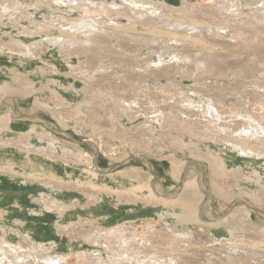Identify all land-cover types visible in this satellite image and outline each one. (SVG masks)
I'll return each instance as SVG.
<instances>
[{
  "label": "rangeland",
  "instance_id": "rangeland-1",
  "mask_svg": "<svg viewBox=\"0 0 264 264\" xmlns=\"http://www.w3.org/2000/svg\"><path fill=\"white\" fill-rule=\"evenodd\" d=\"M92 1L97 2V9L95 10H99L98 12L102 14V17L104 16V13L100 12V7L103 6L110 8L112 6L110 5L111 0ZM116 1L119 4L121 3L120 0ZM154 1H165L169 4L167 6H174L177 11L169 13V15H174L172 16L173 18H182L185 16L180 11V8L186 7L190 13L196 14L199 12V14L197 13L196 15L201 14L202 16L205 14L206 19H208V22L211 24L214 22H224L222 21L223 14L221 15L220 12H212L211 10L212 7H214L213 4L219 2L224 3L227 2L226 0ZM243 1L257 2V0ZM74 3L75 2L72 3L74 8L70 9L69 7L63 6V8L58 6V2L55 0H0V88L5 83H9L11 88L8 89L6 95L4 94V97H10L13 101V106L9 103H4L0 106V116L6 112L10 113V111L13 110L14 114L17 116L34 113L41 119L55 124L60 130L69 133L73 139L80 142L92 141L93 144L101 148L95 156V152L91 145L77 143L79 145L77 148H81V151H84L86 154L89 153L91 158H86V161V154L83 153L79 158H66L64 161H67V163L61 159H57L54 162L55 164L57 163L55 171L59 176L60 182L53 185L47 184L40 178H36L35 180L30 177L32 180H28V177L22 176L21 174L13 176L11 173H7L6 170L0 168V236H3L9 243L14 245L29 244V246H34L41 243L44 248L52 247L50 248L51 251L53 250V252L67 255L65 259L69 264H76L78 262L76 256L83 254H86L89 260H93L96 255H99L104 261H108L113 254L112 250H109L105 245L97 247L99 245L97 244L96 246V242L90 243L89 241L82 239V237H84L83 234H86L85 231L88 232L91 230L94 232L96 229L105 230L117 224L126 225L127 230L132 229L135 233L147 234L153 238L155 244H157L156 240L158 239L159 244L161 240L164 242H171L166 228L167 225L171 224V221L168 220L165 223L159 217L161 213L167 209V206L171 205H168L169 203L162 202L161 200L152 203L151 201H148L149 198H145L146 196L144 195L134 196L132 194V192L135 191L132 189L133 183L128 179H124L123 177L120 178V175L113 173L115 170L120 171L118 174L122 172L124 173L130 171V168L134 169L133 167L140 170H147V167L143 163L137 159H131L112 171L101 173L95 183H92L85 170L91 169L96 171L95 163L98 168L106 169L133 156L145 157L151 163L157 177L161 179V183H163L166 188H169L171 185H176L177 187V185L179 186L181 184L182 189L185 182L191 181V183L193 182L197 189L200 190L198 186V181H200L205 190L208 189L207 191H209L210 189L209 192L214 194L213 207L223 212L225 209V214L227 215H225L223 219L227 218L230 222H233L237 217V213L235 212L236 209L244 205L237 204L228 208L231 202L237 198L249 201L253 206L264 212V199L257 201L253 198L247 197L245 194V191H249L246 187L247 184L240 181V178L237 175L233 176L229 172L219 174L212 166L213 158L217 156V152L221 147L215 145L210 147L212 151H215L213 157H211L212 159L209 158L206 161H202V158L195 157L198 153L197 149H201L202 152L206 149L205 146L202 145L203 143L205 145V141L201 142L202 140L197 139L198 137L191 136L200 129L195 123H192L193 126L185 123H176V125L170 124L165 127L166 129L163 130V132L160 130L159 136L161 138V143L156 145L158 148L160 146V150H156L153 145H143V143L138 142L141 136L139 137L136 134L143 133L144 131H137L135 128L142 129L140 126H138L139 128L136 126L137 123L144 120L143 118H138V120L132 119L130 121V119H127L126 117L120 118L117 114L113 113V106L115 105L113 97H115V94L116 97L125 98V100L122 99L124 101H129L134 95L140 96L142 108L143 106L148 107V104H146L148 98L152 99L154 97L152 100L156 101L157 104H161V106L164 105L166 110H169V105L166 106V104L169 102L172 103V99H164L160 96L155 97L152 93H149V95L145 91L137 90L138 84L139 86H143L141 81L142 78L140 79V76H142V70L138 68V65L140 64H149L151 66L153 64H158L160 70L155 69V72L153 71L154 76L158 78V80H155L152 77L149 79H147L148 77L145 78L149 83L156 86V90H159L160 86L164 84L171 87L167 90L170 93H179L180 89L178 90V88L186 89L194 86L191 76L197 66L195 64L196 58H199L201 53L196 52V49L189 44L186 45L182 42H176V40H173V36H175L174 33L185 35L190 33V31L184 33V31L180 29L174 30L171 26H165L167 22H164L163 19L167 17L166 15L161 17L159 15L158 17L157 14L156 16L158 18L154 17V19L152 17V19H145L146 17L143 18V16L129 12L126 7L125 10L127 11L123 12L122 7L119 5H117L118 7L113 6V8H118L120 10L116 11V14L108 13L109 18L114 19L110 20L108 17L104 16L102 20L107 19L106 22L111 23L112 20L114 22L115 19H118L119 23L117 24V27L119 29H108L101 32L102 36H100V39H102L103 45L100 44L101 50L99 49L98 52H100L101 56L99 55L98 58L101 60L100 63L102 64L101 66H103L102 68L107 67V79L110 80L112 85L113 83L116 85L121 84L119 87H122V90L119 91L118 88L116 90L111 85V88L113 89L112 92L109 88L100 85L99 88L102 89V96H100L101 99L98 104V110L101 112H95L92 109V111H90V108L88 109V107L83 109L78 106L82 103L81 101L84 96L82 92L83 82L79 79L78 74L81 69H73H76L77 67L80 68V66L82 67L83 64H85L83 62H87L89 65H92L90 62H96V64H98L97 57L95 56L93 57L94 59H90L91 55L88 56L89 53L81 54L79 52L78 55L74 54L68 58L67 55L59 51L60 49H58V46L47 41V38L58 34L60 29L66 28L60 26L63 23H71L74 19L86 17L87 15L92 18H101V16H95L96 11L91 9L95 6L94 4H88V1H85L84 4ZM88 8L89 12H87ZM196 8L201 11H198ZM59 18L61 19V22L59 21ZM247 19L251 20V18ZM230 23L235 24L234 21H230ZM244 27L246 29L248 28L247 25ZM130 28L136 30L137 33ZM146 28H148V31ZM214 28L217 29L216 27ZM138 30L140 32L142 31L144 34L141 33V35H139L140 33ZM144 31L147 34H145ZM149 31L152 33H149ZM109 33L112 38L110 35L106 36V34ZM207 35L212 36L209 34ZM207 35H205V39L207 38ZM198 36L202 35L198 34ZM214 39L218 42L212 45L211 52H208L207 54L215 56V61L208 62L206 64L208 68L203 69V72L205 71L204 78L206 83H212V86H214V88L208 86L211 88V91L214 93H227L225 105L220 106L219 109L222 112L227 113L226 115H231L230 111L241 112V110L247 108L251 114L264 119V99L263 101L255 100L250 95V92L252 91L263 90L255 88L254 85L250 83V81H254L252 77L241 79L236 77L233 73L235 65L240 64L234 59L236 58L240 60L241 58H245L246 55H249L248 51L252 50L250 48H245L243 46L244 41H241V39H237L236 42L230 40L229 37H214ZM228 42H231L232 45H228ZM17 43L20 44L21 47L27 45L30 48H33L32 44L35 43L36 45H34L33 48L34 52L28 54L24 48V53H26L24 54L21 50H17ZM170 44H172V47L167 49L166 46ZM236 44H240V46H236ZM263 44L264 43L262 42L260 45L255 46V44H251L250 46L253 45L255 51H261L264 55ZM91 47L96 48L93 46ZM95 52L97 51H94V53ZM233 52L234 55H231ZM158 54L163 55L161 57V59H163L162 64L158 61L160 59ZM241 60V64H244V61ZM111 66L113 67L112 69L110 68ZM99 71H102V69H99ZM134 72H138V74H135ZM99 79L101 80V83L105 80V76H102L101 74ZM239 80L248 83H246L244 87H241L238 82ZM235 81L237 83H235ZM46 85L55 88L62 96L63 100L56 101L48 90H44ZM15 86L19 91L16 90ZM185 89H183V91H185ZM11 90H13V92ZM162 92L163 91L160 93ZM203 92L210 93L209 90H203ZM178 96H180V93ZM129 97L130 99H128ZM39 99H42L45 103L51 104L53 107L52 110L54 111L45 109L42 106L43 104L38 101ZM142 99H144V102H142ZM174 105L180 106L179 102H176ZM109 109L112 110L110 111ZM111 115L114 116L112 117ZM28 121L14 120L12 118L11 132L8 136H4V138H13L26 134L29 129L28 125L32 124L31 121ZM34 123L42 124L39 121H34ZM230 124L232 125L233 123ZM233 126L237 127L239 125L236 124ZM125 128L130 129L131 131L125 132L123 130ZM52 132L55 133L56 136L59 135V138L65 140L68 139V141L71 140L57 132ZM155 137H157V135ZM175 138H180L185 144L190 142L193 143L194 146L192 149H195L194 153H189L188 148L185 149L186 151H184V149H179L177 143L173 144L171 142V139ZM195 142L196 144H199V147H195ZM33 143L47 147L46 140L38 141L33 138ZM60 146L61 143L56 142L55 150H60ZM0 157L7 158L9 156L6 153L0 152ZM228 157L229 166H241L244 174L252 172L255 169L259 170L264 178V158L261 161L256 160V162L234 158L231 153L228 154ZM198 159H201L200 161L204 164V169L202 171L198 165L190 163L191 161ZM13 160L18 163L13 166L16 172L28 170L29 166L24 163L25 161L22 160V158L13 156ZM184 169L185 177L183 183H181ZM229 170L230 168H228V171ZM147 171L150 172L152 178L151 188L153 192H155L154 189L156 187L159 188L156 176L150 169ZM193 171L194 173H191ZM195 173L198 175H195ZM191 174V178L186 180L187 176ZM205 181L209 186L206 185L207 183ZM217 186L222 189L218 194L220 197L214 192V188H217ZM248 188L250 187L248 186ZM116 189L117 191H115ZM239 190L241 192H239ZM230 192L234 194L232 195ZM201 193L204 194V200L202 199L198 201L197 204L195 201L192 204H187L186 201L185 203H182L184 202L182 200V202H180V207L184 206L185 208H188L192 206L194 208L196 205L198 206V204H204L205 210L203 209V217L210 221H220L221 219H217L209 214L208 208L212 202L210 195L208 196L204 191H201ZM156 195L158 196L159 194L157 193ZM192 198L194 200V197ZM218 198L222 201V206L218 205ZM168 199L171 198L168 197ZM206 200H208L207 203L209 202L208 205L205 202ZM52 201L64 203L68 205V208L64 210L62 215H59L54 207L47 208V206L44 205L52 204ZM250 214L253 220L259 218L258 214H255L254 212H251ZM207 215L209 217H207ZM70 223L77 225L76 229L80 233V237H74L66 231L64 226L69 225ZM193 230H195L194 233L200 242L198 244L203 245L201 246V251L197 250V252L193 254V256H197H195L196 260L194 261L191 256L188 259V263L200 264L199 261H202V259L205 260V254L211 252L210 250H207L206 247H203L205 245L208 246L211 243L210 234L217 239H222L227 236L226 233L221 232L220 230H211L209 231L208 236L206 227L202 224H195ZM102 242L103 241H101V243ZM186 243L188 244V242L181 241L179 246L181 245L182 247H185L184 245H187ZM262 248V245H260L259 248L257 247V252L261 251L259 256H262L260 257L262 259L260 261H263L264 259V254H261L264 253L262 252Z\"/></svg>",
  "mask_w": 264,
  "mask_h": 264
},
{
  "label": "bare ground",
  "instance_id": "bare-ground-1",
  "mask_svg": "<svg viewBox=\"0 0 264 264\" xmlns=\"http://www.w3.org/2000/svg\"><path fill=\"white\" fill-rule=\"evenodd\" d=\"M55 1L58 2V6L69 7L70 9L74 8L72 6L73 2H75L74 4H81V3L84 4L85 1L86 2L88 1V4L95 5L93 6V8H91L92 10L96 11L95 9H97L96 7L97 2H93L92 0L91 1L55 0ZM226 1L227 2L224 3L219 2L217 4L216 3L213 4L214 7H212L211 11L212 12L217 11L220 12L221 15L223 14L222 21H224L219 23L214 22L213 24L208 22V19H206L205 14L204 16H202L201 14L196 15L197 13L199 14V12H197L196 14L190 13L188 8L186 7L180 8V11L183 13V15H185L183 17L185 18L183 17L173 18L172 16L174 15H169V13L175 12L177 10L172 5L167 6L169 4H167L165 1L158 2L154 0H120L121 3L119 4L116 0H111L110 5H112L111 6L112 8L101 6L100 12L104 13V16L108 18H109L108 13L113 14L116 11H120L118 8H113V6H117V5L122 7L123 12L124 11L126 12L128 10L129 12H133L134 14L143 16V18L146 17L145 19L148 18L152 19V17L158 18L159 15L160 17L166 15L167 17L163 19L164 22H167L165 26H171L172 29L174 30L180 29L184 31V33L186 31H190V33L185 35L174 33L175 36H173L174 37L173 40L174 41L176 40V42H182L186 45L189 44L191 47H194L196 49L195 50L196 52L201 53V56L199 58H196L195 64L197 66L191 76L194 86L188 87L186 89L178 88V90L180 89L179 92L180 96H178L179 93H170L169 91H167L169 88H171L170 86L159 84L161 85L160 89L156 90V86L148 82L147 79L151 77L154 78L155 80L156 79L158 80V78H156L153 74L155 72V69L160 70L158 64H153L152 66L149 64L138 65V68L142 70V76H140V79L142 78L141 81L143 86H139L138 84L137 90L145 91L148 94L152 93V95H154L155 97L160 96L164 99H172V103L169 102L168 104H166V106L169 105V110H166L164 105L161 106V104H157L156 101L152 100L154 97L152 99L148 98V101L147 102L145 101L146 104H148V107L143 106L142 108L140 96L134 95L131 99L130 97L128 98L130 99L129 101H124L125 98L116 97L115 94V97L111 95L115 102V105L113 106V113L117 114V116H119L120 118L126 117L127 119H130V121L132 119L138 120V118L139 119L143 118L144 120L137 123L136 126V127L140 126L142 129H140L139 127H138L139 129L135 128L137 131L138 130L144 131L143 133L136 134L139 137L141 136L138 142L143 143V145L144 144L153 145V147L156 150H160V146L159 148L156 147L158 143H161V138L159 136L160 130L163 132V130L166 129L165 127H167L170 124L176 125V123L178 124L185 123L192 125V123H195L196 125H198L200 129L197 130V132L191 136L193 137L195 136L196 138L198 137L197 139L202 140L201 142L205 141V145L204 143L202 145L205 146L206 148L204 152H202L201 149H197L198 153L195 157L202 158V161L203 160L206 161L209 158L213 157V153L215 152L210 149L212 145L221 147L220 150L217 152L218 153L217 156L213 158L212 166L217 170L219 174H224L225 172H229L233 176L237 175L240 178V181H243L244 183L247 184L246 187L249 190L247 192L245 191L247 197L259 201L264 199V178L262 176V173L259 170L255 169L252 172L244 174L243 168L241 166L239 167L229 166L228 154L231 153L232 156H234V158L243 159L246 161L263 160L264 119L255 116L254 114H251L247 108H246L247 110L244 109L241 110V112L230 111L231 115H226L227 113L222 112L219 109V107L225 105L227 93L225 92L223 93L222 91H221L222 93H214L213 91H211L210 90L211 88H209L208 86H212V83L211 84L206 83L204 78L205 71L203 72V69L208 68V66L206 65L208 62L215 61L214 60L215 56L207 54L208 52H211L212 45L218 42L214 39V37H219V38L229 37L230 40H233L235 42L237 41V39H241V41H244L243 46L245 48H250L252 51H248L249 55H246L245 58H241L242 60L240 59L241 61H244V64H241L239 59L236 58L234 59L238 61L240 64L235 65L233 73L235 74L236 77H239L241 79H248L249 77H252L254 81L253 82L250 81V83H252L255 88L262 89L263 91L255 90L250 92V95L255 100L263 101L264 55L261 53V51L260 52L255 51L254 50L255 47L253 45L252 46L250 45L255 44L256 46V45H260L262 42L264 43V24H263L264 0L263 1L257 0V2H249L243 0H226ZM125 7L127 8V10H125ZM197 10L199 11L200 9ZM98 11H96L95 16L100 17L102 14H100ZM87 12H89V8ZM157 14L158 17L156 16ZM103 17L101 16V18H92L91 16L87 15L86 17L76 18L71 23H66V24L63 23L62 25H60L66 28L60 29L58 34L53 35V37L48 36L50 38H47V41L49 43L58 46L59 47L58 49H60L59 51L67 55L68 58L74 54L78 55L79 52L81 54L89 53L88 56L91 55L90 59H94L93 57L95 56L97 57L98 64H96V62L95 63L90 62L92 65H89V63L87 62H83L85 64H83L82 67L80 66V68L77 67L76 69H73V70L81 69L79 70V73L78 72L77 73L79 74V79L83 82L82 92L84 96H83V100L81 101L82 103L78 105L80 106L79 108L86 109L88 107V109L90 108V111L94 110L95 112L99 111L98 104L101 99L100 96H102V89L99 88L100 85L109 88L110 91L113 92V89L111 88L112 84L110 83V80L107 79L106 77L107 67L102 68L103 66H101L102 64L100 63L101 60L100 58H98V56L100 55V52H98V50L99 49L101 50L100 44H102L103 42L102 39H100L101 38L100 36H102L101 32L108 29H119L117 27V24L119 23L118 19H115L114 22L112 20L111 23H107L106 22L107 19L102 20ZM247 18H251V20ZM109 19L111 20L114 18H109ZM60 20L61 19L59 18V21ZM230 21H234L235 24H231ZM245 25L248 26L247 29L244 27ZM214 27H216L217 29H215ZM146 29L148 31V28ZM132 31L135 32L136 30L133 29ZM151 31H149V33ZM139 33H140L139 35H141V33L143 32L139 31ZM145 34L147 33L145 32ZM198 34L202 36H198ZM207 34L212 36H208ZM109 35L110 33L106 34V36ZM205 35H207L206 39H205ZM110 37L112 38L111 35ZM229 44L232 45L231 42H228V45ZM32 45L34 48V45L36 44L33 43ZM17 46H18L17 50H21V52L23 53L25 51L24 48L26 49L28 54L34 52L33 51L34 49L30 48L27 45L21 47L20 44L17 43ZM91 46L96 47L97 50L96 48H92ZM236 46H240V44H236ZM170 47H172V44L166 46L167 49H169ZM94 51L97 52L94 53ZM231 55H234V52ZM159 56L160 59L158 61L159 63L162 64L163 59H161V57L163 55H159ZM110 68L112 69L113 67L111 66ZM99 69H102V71H99ZM134 73L138 74V72H134ZM101 74L102 76H105V80L100 83L101 80L99 78L101 77ZM145 78L147 79L145 80ZM238 82L240 83L241 87H244L246 83H248L246 81L241 82L240 80ZM235 83L237 82L235 81ZM120 85L121 84L116 85L113 83L112 86L114 89L117 90L118 88V90L120 91L122 90V87H119ZM10 88L11 87L9 83H5L4 85L1 86L0 106L3 105L4 103H9V104L13 103L10 97L9 98L11 100L9 98L6 99L4 97V94L6 95V92ZM212 88H214V86H212ZM183 89H185V91H183ZM16 90L19 91L17 87ZM44 90H48L49 93L53 96V98L56 99V101L57 100L60 101L61 99L63 100L59 92L55 88H52L50 85H46L44 87ZM203 90H209L210 93H205L203 92ZM11 91L13 92V90ZM161 91L163 92L160 93ZM142 100H143L142 102H144V99ZM38 101L43 104L42 106L45 109H49V110L53 109L51 104L45 103L42 99L41 100L39 99ZM176 102H179L180 106H175L174 104ZM109 110L111 111L112 109ZM31 115H35V114L33 113ZM13 116H17L14 114V110L10 111V113L6 112L5 114H2L0 116V152L6 153L9 156L7 158L0 157V166H1L0 168L6 170L7 173H11L13 176L18 174H21L22 176H26L28 177V180H32L30 179V177H32L35 180L36 178H40L42 179V181L50 185L60 182L59 176L55 171L57 163L55 164L54 162L57 159H61L64 161L66 158H70V157L79 158L80 155L85 152L81 151V148L80 149L77 148L79 145L75 143V141L70 140L71 141L70 142L68 141V139L65 140L63 138H59L58 137L59 135L56 136V134L52 132L53 129L48 125L42 123L43 125L41 124L42 125L41 126L40 124L34 123V121L37 120L36 118L29 119L32 122V124L28 125L29 129L26 134L22 136H16L13 138L10 137L4 138V136H8L11 132L10 131L12 126L11 120ZM230 123L233 124L231 125ZM236 124H238L239 126L234 127L233 125ZM53 125L55 126V124ZM126 128L123 129L125 132L131 131L130 129H126ZM156 135L157 137H155ZM33 138L37 139L38 141L46 140L47 147L33 143ZM56 142L61 143V146L59 147L60 150L58 151L55 150ZM90 142L93 144L92 141ZM171 142L173 144L177 143L179 149L182 150L184 149V151H186L185 149L188 148L189 153L191 154L194 153L195 149H192L194 145L191 142L185 144L184 141H182L180 138L171 139ZM94 146L97 148L98 151L101 150V148L97 147L95 144ZM195 147H199V144H196ZM13 156L22 158V160L25 161L24 163L29 166L28 170H24L22 172H16L13 166L17 165L18 163L13 160ZM86 158H91V155L87 153L85 156V160ZM64 162L67 163V161ZM133 168L134 169L130 168L129 169L130 171H126L124 173L122 172L120 174H118L120 172L119 170H115L113 173H116V175L121 176L120 178L122 177L124 179L126 178L133 183L132 189L135 191L132 192V194L134 196L144 195L146 196L145 198H149L148 201H151L152 203L161 200L162 202H167L169 203L168 205H171V206H167V209L159 216L165 223L168 220L171 221V224L166 226L168 237L171 240V242L169 240H168L169 242H164L163 240H161L163 242L160 241L159 244L158 243L159 239H158L156 240L157 244H155L153 242L152 237L148 236L147 234L146 236L145 234L135 233L132 229L127 230L126 225L123 224H117L105 230L96 229L94 232L91 230L88 232L85 231L86 234H83L84 237H82V239H84L85 241H89L90 243L96 242V246L97 244L99 245L97 247H100L101 245H105L109 250L113 251V254L110 256L108 261H104L99 255H96V257H94L93 260H89L86 254L77 255L76 257L78 258V262L76 264H189L188 259L192 256L193 260L195 261L197 256L195 255L196 256L195 257L193 256V254L197 252V250L201 251L202 249L201 246L203 245V244H198L200 242L198 241V238L194 233L195 230H193L195 224L204 225L206 227L208 236H209V231L211 230H220L221 232L226 233L227 236L222 239H217L213 237L212 234H210L211 239L210 238L209 239L211 243L208 246L205 245L203 247H206V249L210 250L211 252L205 254L204 256L205 260L202 259V261H199L200 264H264V259L263 261H260L262 259L260 258L262 256H259V253L261 251L257 252L258 250L257 247L259 248L260 245L263 246L262 252H264V217L263 216L258 215L259 218L253 220L250 214L251 212L253 213V211H251L246 205L244 206L243 204H240L243 206L237 209L235 207L236 209L235 212L237 213L236 214L237 217L235 220H233V222H230L229 220H227V218L223 219L227 214H223L220 217H218L217 219H221L220 221L207 220L203 217V209L205 208L204 204L202 205L198 204V206L196 205L198 201L202 199L204 200V196H203L204 194L201 193L202 191L201 189L200 190L197 189L196 185H194L193 182L192 183L191 181L185 182L184 187L182 186V189L179 190V192L175 191L176 185H171L169 186V188H166L164 187L163 183H161L160 185L158 183L159 188L154 187L155 192H153L151 188L152 178L150 172L147 171L148 168L147 170L145 169L140 170L136 167ZM228 168H230L229 171ZM85 170L87 175L90 177L92 183H95L96 179L101 175V172H99L97 169L96 171L91 169L89 170L85 169ZM191 173H194V171ZM172 174L175 175L174 173ZM195 175L198 174L195 173ZM191 176L192 174L188 175L186 180L190 179ZM206 185L209 186L208 183ZM248 186L250 188H248ZM214 189L216 195H218L219 192L222 190L218 186L217 188ZM115 191H117V189ZM209 191H207L208 193L206 192L204 193H206L209 196V194H211ZM239 192L241 191L239 190ZM157 193L159 194L158 196L156 195ZM213 195L214 194H212V196ZM218 196L220 197V195ZM168 197H170L171 199H168ZM192 197H194V200ZM182 200L184 202H182ZM185 201L187 202V204H192L195 201L196 206L194 208L192 206L188 208H185L184 206L180 207L181 205L180 202L185 203ZM207 201L208 200H206L205 202L207 203ZM208 204L209 202L207 203V205ZM44 205L47 206V208L54 207V209L57 210V213L59 215H62L64 210L68 208V205L58 201L55 202L52 201V204H44ZM218 205L222 206V201L219 198H218ZM208 210H210V205ZM210 211H212V213H214L215 216L224 213L223 211L217 210L214 207L213 210L211 209ZM207 217L209 216L207 215ZM76 226L77 225H75L74 223H70L69 225L64 226V228L68 233L72 234V236L80 237V233L77 231ZM101 241L103 242L101 243ZM181 241L188 242V244L187 243H186L187 245L183 244L185 247H182L181 245L179 246V243ZM50 248H44V246L41 243L34 246L33 245L29 246V244L14 245L9 243L6 240V238H4L3 236H0V264H69L68 261L65 259L67 255L53 252V250L51 251Z\"/></svg>",
  "mask_w": 264,
  "mask_h": 264
},
{
  "label": "water",
  "instance_id": "water-1",
  "mask_svg": "<svg viewBox=\"0 0 264 264\" xmlns=\"http://www.w3.org/2000/svg\"><path fill=\"white\" fill-rule=\"evenodd\" d=\"M8 101H9V100H8ZM31 118H36V119H37L36 121H39V122H41V123H44V124L48 125L49 127H51V128L53 129V131H55V132H57V133H59V134H61V135H64L65 137H67V138H69V139L75 141V143H78V144L85 143V144H89V145H91L92 148H93V150H94V152H95V156L97 155L98 150H97V148L94 146V144H92L90 141H81V142H80V141H77V140L73 139V137H72L69 133H67V132H65V131H62V130H60L59 128L55 127V126H54L51 122H49V121H46V120L41 119L40 117H38V116H36V115H31V114H29V115H23V116H13V119H16V120H29V119H31ZM131 159H137V160H139L141 163H143L148 169H150V170L154 173V175L156 176L157 183H159V185L161 184V181H160L159 177H157V175H156V173H155V170H154V168L152 167L151 163H150L145 157H142V156H133V157L126 158V159L122 160L120 163H118V164H116V165H114V166L108 167V168H106V169H100V168H98L97 165H96V163H95V167H96V169H97L99 172H101V173H105V172H109V171H112V170L116 169L118 166L122 165L123 163H125V162H127V161H129V160H131ZM190 163L195 164V165H198V166L200 167L201 171L204 169V164H203L201 161H199V160H193V161H191ZM184 177H185V169L183 170V175H182V177H181V183H182V181L184 180ZM198 186H199V188H200L202 191L208 193V192L202 187L200 181H198ZM180 189H181V185L177 186L175 191H176V192H179ZM209 195H210V197H211V199H212V202H211V204H210V210H211V209L213 210V196H212V194H209ZM169 196H172V195H169ZM237 204H244V205H246L251 211H253L254 213L258 214L259 216H263V217H264V212H263L261 209H258L257 207H255V206H253L251 203H249L248 201H246V200H244V199H241V198H237V199H235L234 201H232L231 204L228 206V208H230V207H232V206H234V205H237ZM210 210H209L210 215H212V216L215 217V218H218V217H220L221 215H223V214L226 213V211H224V213L219 214V215H216V216H217V217H216L215 214L212 213V211H210Z\"/></svg>",
  "mask_w": 264,
  "mask_h": 264
},
{
  "label": "crops",
  "instance_id": "crops-1",
  "mask_svg": "<svg viewBox=\"0 0 264 264\" xmlns=\"http://www.w3.org/2000/svg\"><path fill=\"white\" fill-rule=\"evenodd\" d=\"M5 98L7 99V98H9V97H5ZM9 99H10V98H9ZM10 100H11V99H10ZM11 101H12V100H11ZM8 102H9V101H8ZM10 105H11V106H13V103H12V104H10ZM26 121H27V120H26ZM29 121H30V120H29Z\"/></svg>",
  "mask_w": 264,
  "mask_h": 264
}]
</instances>
